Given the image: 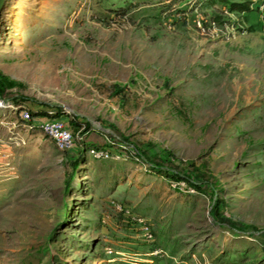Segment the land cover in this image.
Instances as JSON below:
<instances>
[{
  "label": "rangeland",
  "instance_id": "obj_1",
  "mask_svg": "<svg viewBox=\"0 0 264 264\" xmlns=\"http://www.w3.org/2000/svg\"><path fill=\"white\" fill-rule=\"evenodd\" d=\"M0 74V264H264L258 0H4Z\"/></svg>",
  "mask_w": 264,
  "mask_h": 264
},
{
  "label": "built area",
  "instance_id": "obj_2",
  "mask_svg": "<svg viewBox=\"0 0 264 264\" xmlns=\"http://www.w3.org/2000/svg\"><path fill=\"white\" fill-rule=\"evenodd\" d=\"M258 4L261 10L264 11V0H258ZM20 118L28 127H35L41 130L46 134L55 144V146L62 151H70L75 148L76 140L75 135L66 124L65 121H62L57 118V116H48L42 115L34 116L31 114L29 109L22 107L20 109ZM89 156L96 159H106V158H117L110 149L106 147H90L88 148ZM118 210L123 211L124 213L129 214L128 208H125L121 204L115 206ZM138 225L142 233L145 242L154 243L155 236L148 222L142 217H135V224ZM107 252L111 254L113 250L108 248ZM148 258L146 259L150 263L154 264V258L162 257L167 255L166 251L162 248H157L151 246L149 251L145 253Z\"/></svg>",
  "mask_w": 264,
  "mask_h": 264
},
{
  "label": "trees",
  "instance_id": "obj_3",
  "mask_svg": "<svg viewBox=\"0 0 264 264\" xmlns=\"http://www.w3.org/2000/svg\"><path fill=\"white\" fill-rule=\"evenodd\" d=\"M231 9H240V10H245L247 9V4L245 3H231L230 4ZM16 84L9 80L5 75L0 74V91H2L4 88H11L14 87ZM30 111V110H29ZM31 112V111H30ZM32 115L36 116V115H46L45 113H32ZM70 129L72 130V132L74 133V130L76 129V125L74 124V127L71 128V126H69Z\"/></svg>",
  "mask_w": 264,
  "mask_h": 264
},
{
  "label": "water",
  "instance_id": "obj_4",
  "mask_svg": "<svg viewBox=\"0 0 264 264\" xmlns=\"http://www.w3.org/2000/svg\"><path fill=\"white\" fill-rule=\"evenodd\" d=\"M3 1H4V0H0V11H1V6H2V4H3Z\"/></svg>",
  "mask_w": 264,
  "mask_h": 264
}]
</instances>
